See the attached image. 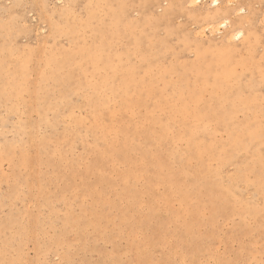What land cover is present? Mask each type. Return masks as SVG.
<instances>
[{
	"label": "rangeland",
	"instance_id": "1",
	"mask_svg": "<svg viewBox=\"0 0 264 264\" xmlns=\"http://www.w3.org/2000/svg\"><path fill=\"white\" fill-rule=\"evenodd\" d=\"M206 3L0 0V47L25 70L5 79L9 96L0 88V264H140L136 248L129 251L135 221L120 230L116 204L148 188L139 162L160 149L175 155L174 168H202L212 189H227L224 200L248 211L245 221L219 217L217 237L204 241L217 255L202 254L197 263L240 255L239 263L264 264V180L261 189L253 172L264 169V0L221 2L216 16L247 30L240 41L225 40L223 28L215 36L203 31L214 10ZM84 46L105 60L92 73L80 70L78 87L74 67L46 65L50 57L61 65ZM5 66L8 77L13 68ZM121 116V127L110 124ZM199 145L210 146L202 157ZM109 146L126 147L136 163H119L120 175L130 168L122 176L129 195L110 191L96 203L98 197L72 193L70 185H87L76 169L92 150L105 155ZM52 155L67 165L52 166ZM159 223L135 234L137 242H149ZM188 249L186 264H193ZM153 254L155 264L164 261L161 248Z\"/></svg>",
	"mask_w": 264,
	"mask_h": 264
},
{
	"label": "bare ground",
	"instance_id": "2",
	"mask_svg": "<svg viewBox=\"0 0 264 264\" xmlns=\"http://www.w3.org/2000/svg\"><path fill=\"white\" fill-rule=\"evenodd\" d=\"M206 1L207 0H190V3L196 5L204 4ZM222 1L223 0H212L211 7L214 10L208 14L210 17L205 19L206 21L204 22L206 25L203 27V31L207 30L211 35L215 36L223 28V30L225 29V40L234 39L240 41L247 38V30L245 27L236 26L237 23L234 22L235 24H233L232 18L230 17L223 18L216 16V14L220 12V9H222ZM256 4L258 5L257 2ZM168 14L169 11L167 12V15ZM77 58L79 61H76ZM104 60L105 58L101 53L96 52L95 48H87V46H84L75 54L71 55L70 53L67 55L65 60L60 62H64L63 64L60 65L54 58L50 57L46 61V65H53L58 70L61 69V67L63 69L74 67L73 73L76 83L73 85L78 87L79 83L77 80L80 76V72L82 70H87L88 73H92L91 70L94 64L98 62L104 63ZM6 64L11 65L13 68L11 73L7 72L9 78L5 76L3 71L4 68H6ZM23 72L25 73V70L20 62L16 60L13 52L0 47V88L3 91V95L9 96L6 95V90L4 89V86L7 84L5 79H10L11 81V79H13L11 75L18 77V75ZM80 84L84 86L86 82L82 80ZM214 86L217 87L216 84ZM141 90L140 88V98L146 100L147 95ZM141 104H143L142 101ZM123 119L122 116L120 118L110 117L109 122L110 124L116 122L117 125L121 127L118 120ZM124 120H127V118L125 117ZM125 129H127V126ZM167 141L168 140L162 136L161 144ZM200 145L198 146L200 150L199 154L197 152V155L202 157V155L209 151L210 146L200 148ZM58 146L61 148L62 144L58 142ZM235 148H237V146H235L234 142V146L230 145L231 154L236 151ZM224 149L228 151V148L224 147ZM106 151V154L102 155L96 149L92 150V158L89 162L84 163L83 170L80 171V168L76 169V175H81L87 181V185L84 187V190H82V188H74L73 184L70 185L69 188L72 190V193H83V195L90 197H98L96 203L105 202L103 198L106 197L107 193L110 191L122 190L123 193L128 194L122 176H124L130 168L124 169L120 175L119 163H127L129 165H135L136 163L126 147L114 148L113 146H109ZM152 153L153 152L146 154L145 164L143 161L139 162L142 163L143 168L141 169V174L146 178L148 188L138 189L134 196L130 197V200L116 204L121 213L119 228L124 223H128V220L135 221L134 226L132 225V236L129 239V251H135L136 248L137 258L140 264H155L156 261L153 254L155 248H161L162 252H164V261L161 262V264H186V244H188L189 247L187 258L190 259L193 264H198L197 259L202 254L215 257L217 255L216 251L210 247L206 248L204 246V241L206 239L212 240L217 237L219 217L231 220L230 217L233 214H237L241 217L242 221H245L248 211L244 209L240 210L234 199H230L229 202L224 200V198L228 197L227 189H212V180L205 177L204 172L201 171L202 168L196 170L189 167L180 169L174 168L171 164L172 160H175V155L173 153L163 151L162 149L154 154ZM248 158H250V156H248ZM201 161L205 164L207 159L203 157ZM49 162L58 169L63 167L65 163L67 165L65 158L62 156L57 158L52 155L49 158ZM77 164L78 162L72 163L75 167H77ZM256 169L257 168L253 169V172L255 178L259 180L258 186L262 189L261 183L264 180V169L261 167L258 168V170ZM92 178L94 179L92 180ZM158 188H162L163 192L160 193ZM101 215H103V213ZM101 215L98 208V213L91 216V223L96 228L99 227ZM157 221L160 222L159 226L152 235L150 241L148 242L145 240L143 245L138 243L136 238V236L138 237V233L144 228H150L151 225H154ZM200 228L201 230L205 229V234L201 235L198 233L197 229ZM242 228L246 229L243 226ZM120 230L122 229L120 228ZM242 231L248 232L249 230ZM235 233L236 240L241 248V232L237 231ZM174 239L176 244L173 243ZM112 240L114 242V238H112ZM167 250L168 253L166 252ZM116 253L119 256V251H116ZM215 259L218 264H242L239 263V260H241L240 255L236 256L229 263L226 261L223 263L218 257ZM116 264H122V261Z\"/></svg>",
	"mask_w": 264,
	"mask_h": 264
}]
</instances>
